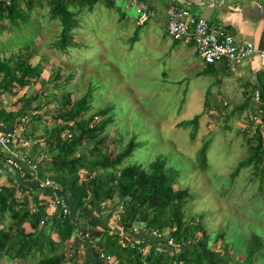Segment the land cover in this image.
<instances>
[{"label": "rangeland", "instance_id": "rangeland-1", "mask_svg": "<svg viewBox=\"0 0 264 264\" xmlns=\"http://www.w3.org/2000/svg\"><path fill=\"white\" fill-rule=\"evenodd\" d=\"M20 9L23 19L17 18L15 22L1 19L0 58H10L13 64L26 54L38 75L31 76L28 84L15 85L11 91L0 89V106L15 114L14 119L22 125L25 137L31 135V139L43 140L57 126H64L61 134L70 133L68 125L54 119L53 114L60 109L65 96L75 100L88 92L89 108L83 116L96 114L94 123L109 119L74 151L75 155L84 154L87 160L79 168L81 178L88 172L105 176L103 168L92 167L89 161L102 154L113 156L132 138L135 146L118 166L136 163L147 169L149 162L163 158L164 170L170 167L176 175L172 186L189 192L185 218L202 215L207 246L220 252L230 246L228 253L238 259L252 234L259 235L264 242V168L261 170V164L255 168L249 162L234 171L237 163L253 151L249 143L257 140L253 133L259 121L251 119L250 112L257 109L248 94L251 87L246 90L248 93H241L223 75L213 71L202 73L201 57L189 43H174L159 26L152 29L147 23L136 25L134 8L125 0H114L112 6L96 0L90 10L86 5L80 7L78 26L72 29V39L77 45L67 46L65 50L52 45L60 23L58 18L48 16L44 1L30 8L23 4ZM119 10L124 16H119ZM4 41L6 45H1ZM247 94L249 99L241 106ZM27 99L30 107H26ZM33 105L38 107L35 109ZM103 107L107 112L98 114L97 110ZM22 114L26 116L21 122ZM195 114H198L195 127L192 123L178 124ZM259 132L264 138L261 124ZM202 145L204 166L200 165L198 155ZM262 157L264 160V145ZM0 178V184L6 183L4 177ZM22 193L26 196V191L15 190L17 198H22ZM123 207L116 192L98 205L99 213L111 210L104 221L118 233L125 231L115 222ZM85 222L99 228L94 218L87 217ZM130 223L128 228L138 232L136 235L142 233L138 230L148 232L143 220ZM23 225L25 230L29 229L26 223ZM43 230L56 238L54 227L46 224ZM218 232L223 233L220 239ZM163 234L166 233L160 235ZM75 235H80V231L73 230L64 241L65 256L71 253ZM213 238L217 240L213 242ZM137 243L145 244L139 239ZM146 247L142 249L145 251ZM78 248L75 262L81 259L82 250ZM225 253V250L221 253L223 257ZM102 258L113 261L111 254L103 253ZM4 260L17 261L6 255ZM62 264L75 263L65 259ZM252 264H264V248L263 255L256 252Z\"/></svg>", "mask_w": 264, "mask_h": 264}, {"label": "trees", "instance_id": "trees-1", "mask_svg": "<svg viewBox=\"0 0 264 264\" xmlns=\"http://www.w3.org/2000/svg\"><path fill=\"white\" fill-rule=\"evenodd\" d=\"M32 1L23 0L26 8L31 7ZM44 1L48 5L49 15L58 18L60 23L58 36L52 41V45L60 50L77 45L72 39V29L78 26L74 14L83 5L90 9L96 0ZM102 1L106 6L113 3V0ZM3 17L10 21L21 17V9L15 0L7 4L0 2V18ZM173 41L177 43L180 40ZM26 56L24 54L23 57L17 58L13 64L10 63V58H0V89L11 91L15 85L28 84L31 76L38 75L35 66ZM212 64L213 62L203 63L201 72H210ZM256 87L259 89L260 99L264 100V85ZM248 94L252 98V90ZM248 94L241 106L247 103ZM37 95L40 96V93ZM29 104L30 100L27 99L26 107H30ZM60 105V109L53 114L54 119L68 125L70 135L61 134L64 126H57L50 133L47 132L43 139L44 155L47 154V159L44 156L43 161L47 166L45 169H40L42 167L40 166L37 171L42 173L45 170L50 173V178L58 186L46 187L42 192L49 197L55 195L63 197L69 211L64 216L57 215L56 208L51 212L45 211L47 201L37 202L34 184H26L20 178L31 177L30 169L23 166H20V169H13V174L6 176V183L0 184V264H62L65 259L75 264H252L256 252L260 256L263 255L264 242L257 234H252L247 240L243 256L238 259H234L228 253L230 246H226L221 252L207 246L205 243L207 233L202 225V215L198 214L196 219L185 218L184 207L190 197L189 192L184 188L172 186L176 175L170 167L167 171L164 170L163 158H155L149 162L147 169L136 163L118 166L121 159L131 151L132 146H135L132 138L113 156L102 154L89 161L92 167L98 165L103 168L105 176L88 172L81 178L78 171L83 167L86 158L82 153L75 155L74 151L78 145L86 139H91L103 128L109 117L91 126L88 125L92 115H96L83 116L89 108L88 92L75 100L65 96ZM31 107L36 109L38 105ZM106 112V107L97 110L101 115ZM258 115L259 123L253 133L257 140L255 143H249L253 151L237 163L234 171L249 162H252L255 168H259V164L261 170L264 168L262 157L264 138L259 132V124L264 126V109ZM14 116L15 114L5 111L0 106V120L9 125L15 120ZM197 117L198 114H195L189 119L180 120L178 124L185 126L192 123L195 127ZM203 145L198 149L201 166L205 165ZM17 188L26 191V196L22 193V198H17L15 196ZM114 192L124 206L115 219L117 226L125 228L124 233L109 228L104 221L111 210L104 214L98 211L99 202L110 198ZM91 211L97 214H89ZM87 217L94 218L99 228L87 224L85 222ZM132 220H143V226L148 232L144 229L138 230L142 233L136 235L138 232L128 228ZM23 223H26L29 229L25 230ZM46 224H49L50 228L54 227L56 238H52L49 232L43 230ZM76 229L80 231V235L72 236L71 253L65 256L64 241L70 238ZM87 232L89 236H86ZM161 232L166 234L162 236ZM146 233L149 236L145 235ZM155 233L158 235L155 236ZM222 234L217 233L218 239ZM92 238L95 239L91 241ZM138 239L145 244L137 243ZM167 239L169 242L171 240L170 244ZM215 240L217 238H213V242ZM145 246L147 247L144 251L142 248ZM78 247L82 250L79 254L81 259L75 262ZM224 250L226 253L223 257L221 253H224ZM103 253L113 255V261L103 259L101 256ZM5 255L17 261L5 262Z\"/></svg>", "mask_w": 264, "mask_h": 264}, {"label": "crops", "instance_id": "crops-1", "mask_svg": "<svg viewBox=\"0 0 264 264\" xmlns=\"http://www.w3.org/2000/svg\"><path fill=\"white\" fill-rule=\"evenodd\" d=\"M40 1L43 2L44 0H33L31 6L34 7L35 5H37V3H40ZM169 1L170 0H147L148 6L151 10V14L142 24L136 23V25H143L147 23L148 27L152 29L159 26L163 29L164 33H167L165 30V21L167 18L166 6ZM172 1L177 2L179 5L187 8L192 13L201 14L205 16L209 25H215V24L221 25L227 32H229L232 35L233 41L235 43H239L243 41H251L256 47L264 49V0H172ZM15 2L19 8H21L22 5L24 4L23 0H15ZM24 6L26 7L25 4ZM90 9L88 8V10ZM78 11L77 13L74 14L75 18H79ZM47 12H48V5H47ZM48 16L50 18L55 17V16L51 17L49 15V12H48ZM119 16L121 17L124 16V12L119 10ZM4 18L5 17L0 18V22L1 19L5 20ZM17 18L23 19L24 18L23 13H21V17H17ZM17 18H15L13 21L10 22H15ZM0 28H2L1 24H0ZM1 32L5 33V31H1ZM5 34L7 35V33ZM5 34L3 40L5 39L6 36ZM3 44L6 45V41L1 43V45ZM212 71L223 75V79L226 80V82L230 81L233 82L235 85H237L241 93L243 92L248 93L246 90L249 89L250 87L253 88L258 85H264V55L261 56L258 54H253L252 56L244 57L239 60H233V61L218 60L213 62V64L211 65L210 72ZM19 124L20 123L17 122V124L13 127L19 129L21 128ZM7 128H9V125L6 124L4 121L0 120V132H2ZM21 133L23 134V136L25 135L23 131H21ZM30 136L31 135H29V137L26 136V139L22 142H17L15 140L9 142L8 148L14 150L15 153H21L26 156H29L31 160L33 159L30 156L36 158L35 161L33 160V162L36 163V170H33L30 167L23 164L25 168L27 167L30 169L31 177L29 178L23 177L21 179L24 182H26V184L29 185L34 184L33 188L36 189V197H35L36 201L37 202L47 201V205L45 206V211L51 212L53 210L51 206L52 197H49L48 195L44 194L42 192L43 190H40L35 185V181L37 180V177L45 176L42 173H48L45 170L42 173H39V171H37L38 170L37 168H39L40 166H42L40 167V169H45V167L47 166V163L43 161L44 156L47 159V154L44 155V151H43V149L45 148L44 145L45 143L44 140H42L41 138L31 139ZM4 156L5 153L0 147V177H4L6 180V176L13 174L12 172L13 168H11L5 162Z\"/></svg>", "mask_w": 264, "mask_h": 264}, {"label": "built area", "instance_id": "built-area-1", "mask_svg": "<svg viewBox=\"0 0 264 264\" xmlns=\"http://www.w3.org/2000/svg\"><path fill=\"white\" fill-rule=\"evenodd\" d=\"M11 0H0L3 3H9ZM128 5H132L136 13L137 24H142L151 14L147 0H125ZM165 30L172 39H178L183 42H190L193 50L201 57L203 63L215 62L218 60L233 61L253 54L264 55V49L256 47L251 41H243L235 43L232 35L227 32L221 25H209L205 16L190 12L187 8L179 5L177 2L170 0L166 6ZM252 99L257 109L251 111V119H259L258 113L264 109V100L260 99V92L257 87L252 88ZM25 116L20 117L21 121L25 120ZM97 120V116L93 115L92 121L88 123L92 125ZM22 127L16 129L11 127L0 132V147L5 153V162L12 168H19L26 165L36 170L34 163L28 156L15 153L14 150L8 148L11 141L22 142L26 139L21 133ZM70 133H67L69 136ZM35 185L40 190L46 187L56 188L57 184L49 176L37 177ZM52 208L57 209V215H66L69 211L65 199L55 195L51 199ZM102 256V254H101Z\"/></svg>", "mask_w": 264, "mask_h": 264}, {"label": "clouds", "instance_id": "clouds-1", "mask_svg": "<svg viewBox=\"0 0 264 264\" xmlns=\"http://www.w3.org/2000/svg\"><path fill=\"white\" fill-rule=\"evenodd\" d=\"M23 115H25V114H22L21 116H23ZM20 116V117H21ZM20 117H19V121H21L20 120ZM22 122V121H21ZM17 124V122L14 120V122H11V124H9V128H11V127H13V126H15ZM20 125V124H19ZM21 127H22V125H20ZM22 131L24 132V129H23V127H22ZM25 133V132H24ZM21 166H23V165H21ZM11 167V166H10ZM24 167V166H23ZM12 168V167H11ZM25 168V167H24ZM13 169H20V167L19 168H13ZM26 169V168H25Z\"/></svg>", "mask_w": 264, "mask_h": 264}]
</instances>
